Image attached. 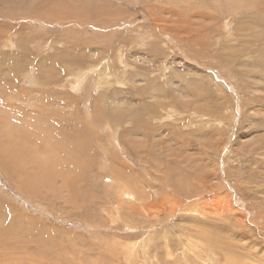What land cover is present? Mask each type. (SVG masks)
Wrapping results in <instances>:
<instances>
[{
    "label": "rangeland",
    "instance_id": "rangeland-1",
    "mask_svg": "<svg viewBox=\"0 0 264 264\" xmlns=\"http://www.w3.org/2000/svg\"><path fill=\"white\" fill-rule=\"evenodd\" d=\"M0 264H264V0H0Z\"/></svg>",
    "mask_w": 264,
    "mask_h": 264
},
{
    "label": "bare ground",
    "instance_id": "bare-ground-1",
    "mask_svg": "<svg viewBox=\"0 0 264 264\" xmlns=\"http://www.w3.org/2000/svg\"><path fill=\"white\" fill-rule=\"evenodd\" d=\"M12 129H13V128H12ZM17 133H18V132H16L15 129H14V130H13V134H14L13 137H16ZM13 147H14V146H13ZM22 147H23V146H22ZM46 149H47V148H46ZM23 150H24V149H23ZM70 151H71V150H70ZM24 152H26V151L24 150ZM71 153H73V152L71 151ZM73 154H74V153H73ZM48 167H50L49 164H48V163H44L45 174H48V171H49V170H47Z\"/></svg>",
    "mask_w": 264,
    "mask_h": 264
}]
</instances>
